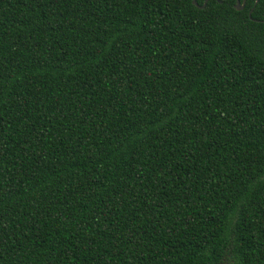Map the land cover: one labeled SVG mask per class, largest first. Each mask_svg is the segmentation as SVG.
<instances>
[{
	"label": "trees",
	"instance_id": "trees-1",
	"mask_svg": "<svg viewBox=\"0 0 264 264\" xmlns=\"http://www.w3.org/2000/svg\"><path fill=\"white\" fill-rule=\"evenodd\" d=\"M236 2L0 0V264H264V0Z\"/></svg>",
	"mask_w": 264,
	"mask_h": 264
},
{
	"label": "water",
	"instance_id": "water-1",
	"mask_svg": "<svg viewBox=\"0 0 264 264\" xmlns=\"http://www.w3.org/2000/svg\"><path fill=\"white\" fill-rule=\"evenodd\" d=\"M191 1H192V4L194 6H197L198 8H204L206 3L208 2V0H205L202 6H198L195 0H191ZM222 1L224 0H218L219 3H221ZM244 6H245V0H243L242 4H240L239 0H237L236 5H235L236 10L241 11L244 9Z\"/></svg>",
	"mask_w": 264,
	"mask_h": 264
}]
</instances>
